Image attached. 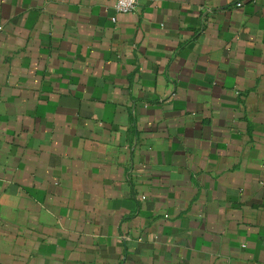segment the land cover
Instances as JSON below:
<instances>
[{"label": "crops", "instance_id": "1", "mask_svg": "<svg viewBox=\"0 0 264 264\" xmlns=\"http://www.w3.org/2000/svg\"><path fill=\"white\" fill-rule=\"evenodd\" d=\"M114 3L0 0V264H264V0Z\"/></svg>", "mask_w": 264, "mask_h": 264}, {"label": "built area", "instance_id": "2", "mask_svg": "<svg viewBox=\"0 0 264 264\" xmlns=\"http://www.w3.org/2000/svg\"><path fill=\"white\" fill-rule=\"evenodd\" d=\"M241 5V1L237 3V6ZM139 0H115L114 8L119 13H132L138 9Z\"/></svg>", "mask_w": 264, "mask_h": 264}, {"label": "clouds", "instance_id": "3", "mask_svg": "<svg viewBox=\"0 0 264 264\" xmlns=\"http://www.w3.org/2000/svg\"><path fill=\"white\" fill-rule=\"evenodd\" d=\"M121 2L123 3V0H121Z\"/></svg>", "mask_w": 264, "mask_h": 264}]
</instances>
